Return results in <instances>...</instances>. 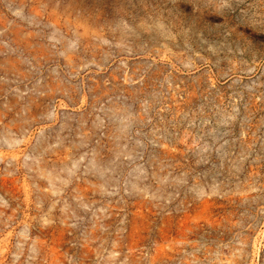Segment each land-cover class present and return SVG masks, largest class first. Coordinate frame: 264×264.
Here are the masks:
<instances>
[{"label":"rangeland","instance_id":"1","mask_svg":"<svg viewBox=\"0 0 264 264\" xmlns=\"http://www.w3.org/2000/svg\"><path fill=\"white\" fill-rule=\"evenodd\" d=\"M0 264H264V0H0Z\"/></svg>","mask_w":264,"mask_h":264}]
</instances>
